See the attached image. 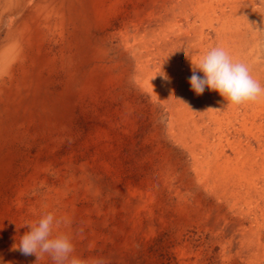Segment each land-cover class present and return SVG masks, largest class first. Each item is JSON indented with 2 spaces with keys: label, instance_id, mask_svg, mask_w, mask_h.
<instances>
[{
  "label": "rangeland",
  "instance_id": "rangeland-1",
  "mask_svg": "<svg viewBox=\"0 0 264 264\" xmlns=\"http://www.w3.org/2000/svg\"><path fill=\"white\" fill-rule=\"evenodd\" d=\"M85 1L83 43L31 93L0 153L5 256L54 264L12 250L26 224L52 213L53 238L69 236V260L82 264H264V96L227 105L189 83L221 47L264 87V0ZM239 154L242 175L230 163Z\"/></svg>",
  "mask_w": 264,
  "mask_h": 264
},
{
  "label": "bare ground",
  "instance_id": "bare-ground-1",
  "mask_svg": "<svg viewBox=\"0 0 264 264\" xmlns=\"http://www.w3.org/2000/svg\"><path fill=\"white\" fill-rule=\"evenodd\" d=\"M92 2V1H91ZM95 3V2H93ZM242 3V2H241ZM210 4V3H209ZM219 4V3H218ZM239 4V3H238ZM247 4V3H246ZM85 0H0V153L17 131V117L27 104L31 93L54 74L58 64L62 69L68 61V53L83 43L88 10ZM237 5V4H236ZM249 6V5H248ZM226 7V6H225ZM241 7V6H240ZM238 7V8H240ZM246 7V6H245ZM219 8V7H218ZM203 9V8H201ZM216 9V8H215ZM213 10V9H212ZM243 10V8H242ZM245 10V9H244ZM247 10V9H246ZM160 13V12H159ZM218 13V12H217ZM184 14V12H183ZM195 14V13H194ZM171 15V14H170ZM225 15V14H224ZM240 15V14H238ZM184 16V15H183ZM187 16V15H186ZM190 16V15H189ZM171 17V16H170ZM175 17V16H174ZM199 17V16H198ZM173 18V17H172ZM220 18V17H219ZM147 19V18H146ZM170 19V18H169ZM187 19V18H185ZM235 22V21H234ZM207 23V22H206ZM189 24V23H188ZM244 24V23H243ZM142 25V24H141ZM244 26V25H243ZM141 27V26H140ZM202 27V26H201ZM241 27V26H240ZM91 28V27H90ZM181 28V27H180ZM207 28V27H206ZM95 29V28H94ZM212 29V28H211ZM236 29V28H235ZM142 30V29H141ZM148 30V29H147ZM154 30V29H153ZM151 30V31H153ZM216 30V29H215ZM222 30V29H221ZM239 30V29H238ZM244 30V29H243ZM88 31V30H87ZM226 31V29H225ZM235 31V30H234ZM237 31V30H236ZM241 32V31H240ZM163 33V32H162ZM180 33V32H179ZM219 33V31L217 32ZM223 34V33H222ZM246 34V33H245ZM142 35V33H141ZM184 35V34H183ZM225 35V34H224ZM242 35V34H241ZM247 35V34H246ZM84 37V36H83ZM98 37V36H97ZM183 37V36H182ZM185 37V36H184ZM206 37V36H205ZM221 37V36H220ZM244 37V36H243ZM242 37V39H243ZM246 37V36H245ZM92 38V37H91ZM124 38V37H123ZM199 38V37H198ZM230 38V37H229ZM241 38V37H240ZM155 39V38H154ZM158 39V38H157ZM169 39V38H168ZM173 39V38H172ZM239 39V38H238ZM237 39V40H238ZM96 40V38L94 39ZM177 40V39H176ZM208 40V39H207ZM160 41V40H159ZM211 41V40H210ZM129 42V41H128ZM147 42V41H146ZM169 42V41H168ZM232 42V39H231ZM244 42V41H242ZM246 42V40H245ZM95 43V42H94ZM130 43V42H129ZM234 42H232L233 44ZM162 44V43H161ZM175 44V43H174ZM173 44V45H174ZM179 44V43H178ZM210 44V43H209ZM215 44V43H214ZM246 44V43H245ZM248 44V43H247ZM126 45V44H125ZM158 45V44H156ZM177 45V44H176ZM181 45V44H180ZM212 45V44H211ZM234 45V44H233ZM132 46V45H131ZM178 46V45H177ZM237 46V45H236ZM249 46V45H248ZM180 48V47H179ZM197 48V47H196ZM207 48V46L205 47ZM164 49V48H163ZM199 49V47H198ZM203 49V48H202ZM200 49V50H202ZM233 49V48H232ZM238 49V48H237ZM148 50V49H146ZM165 50V49H164ZM170 50V49H169ZM168 50V51H169ZM172 50V49H171ZM175 50V49H174ZM182 50V49H181ZM190 50V49H189ZM228 50V49H227ZM76 51V50H75ZM134 51V50H132ZM162 51V50H161ZM167 51V50H166ZM242 51V50H241ZM142 52V51H141ZM163 52V51H162ZM172 52V51H171ZM174 52V51H173ZM245 52V51H244ZM144 53V52H143ZM167 53V52H166ZM179 53V52H178ZM206 53V52H205ZM238 53V52H237ZM246 53V52H245ZM72 54V53H71ZM137 54V53H136ZM149 54V53H148ZM147 54V55H148ZM186 54V53H184ZM188 54V53H187ZM240 54V53H239ZM155 55V54H154ZM180 55V54H179ZM192 55V54H191ZM238 55V54H237ZM254 55V54H253ZM83 56V55H82ZM175 56V55H174ZM243 56V55H242ZM246 56V55H245ZM167 57V55H166ZM165 57V58H166ZM190 57V56H189ZM168 58V57H167ZM166 58V59H167ZM188 58V57H187ZM241 58V57H240ZM251 58V57H250ZM169 59V58H168ZM167 59V60H168ZM189 59V58H188ZM246 59V57H245ZM248 59V57H247ZM246 59V60H247ZM84 60V59H83ZM180 60V59H179ZM238 60V56L237 59ZM235 60V61H236ZM250 60V59H249ZM81 61V60H80ZM243 61V60H242ZM241 61V62H242ZM89 62V61H88ZM185 62V61H184ZM256 63V61H254ZM81 63V62H80ZM140 63V62H139ZM156 63V62H155ZM246 63V62H245ZM89 64V63H88ZM137 64V63H136ZM187 64V62H186ZM185 64V65H186ZM253 64V63H251ZM258 64V63H257ZM86 65V64H85ZM91 65V64H90ZM166 65V64H165ZM83 66V65H82ZM188 66V64H187ZM87 67V65H86ZM94 67H96L94 65ZM144 67V66H142ZM189 67V66H188ZM192 67V66H191ZM147 68V67H146ZM60 69V68H59ZM61 69V70H62ZM83 69V68H82ZM143 69V68H142ZM81 70V67H80ZM87 70V69H86ZM91 70V69H90ZM94 70V69H93ZM148 70V69H147ZM190 70V69H189ZM63 71V70H62ZM182 71V70H181ZM254 71V70H253ZM258 71V70H257ZM90 72V71H89ZM143 72V71H142ZM82 73V72H81ZM145 73V72H144ZM160 73V72H159ZM180 73V72H178ZM85 74V73H84ZM83 74V75H84ZM143 74V73H142ZM170 74V73H169ZM191 74V73H190ZM80 75V74H79ZM138 75V74H137ZM144 75V74H143ZM145 75H147L145 73ZM254 75V74H253ZM262 75V74H261ZM168 76V75H167ZM146 77V76H145ZM148 77V75H147ZM161 77V76H160ZM171 78V76H169ZM254 77V76H253ZM262 77V76H260ZM66 78V77H65ZM69 78V77H68ZM54 79V78H53ZM58 79V78H57ZM63 79V78H62ZM146 79V78H145ZM175 79V78H174ZM260 80V78H259ZM60 81V80H59ZM172 81V80H171ZM262 81V80H261ZM50 82V81H49ZM48 82V83H49ZM66 82V81H65ZM150 82V81H149ZM152 83V82H151ZM160 83V82H159ZM166 83V82H165ZM174 83V82H173ZM186 83V82H185ZM262 83V82H261ZM46 84V83H45ZM153 84V83H152ZM151 84V85H152ZM158 84V83H157ZM170 84V83H169ZM56 85V84H55ZM171 85V84H170ZM179 85V84H178ZM185 85V84H184ZM47 86V85H46ZM154 86V85H153ZM161 86V85H160ZM181 86V85H180ZM47 88V87H46ZM179 90V87H177ZM175 89V91L177 90ZM183 89V88H182ZM48 90V89H47ZM57 90V89H56ZM173 90V89H172ZM186 90V89H185ZM188 90V88H187ZM192 90V89H191ZM190 90V91H191ZM55 91V90H54ZM44 92V91H43ZM57 92V91H56ZM181 92V91H180ZM186 92V91H185ZM50 93V92H48ZM53 93V92H52ZM55 93V92H54ZM179 93V91L177 92ZM177 93L174 96H177ZM209 93V92H208ZM57 94V93H56ZM188 94V93H187ZM180 95V94H179ZM192 95V94H191ZM196 95V94H195ZM216 95V94H215ZM160 96V95H159ZM173 96V97H174ZM194 96V95H193ZM49 97V96H48ZM197 97V96H196ZM171 98V97H170ZM176 98V97H175ZM192 98V97H190ZM219 98V97H218ZM39 99V98H38ZM180 99V98H179ZM182 99V98H181ZM184 99V97H183ZM193 99V98H192ZM204 99V98H203ZM34 100V99H33ZM176 101V99H174ZM173 100V101H174ZM185 100V99H184ZM183 100V101H184ZM201 100V99H200ZM215 100V99H214ZM178 101V100H177ZM221 101V99H220ZM182 102V101H181ZM216 102V101H215ZM45 103V101H44ZM178 103V102H177ZM176 103V104H177ZM190 103V102H189ZM34 104H37L36 101ZM193 104V103H192ZM244 104V103H243ZM211 105V104H210ZM188 106V105H187ZM193 106V105H192ZM195 106V105H194ZM197 106V105H196ZM213 106V105H211ZM248 106V105H247ZM258 106V105H257ZM56 107V106H55ZM189 107V106H188ZM198 107V106H197ZM196 107V108H197ZM249 107V106H248ZM30 108V106H28ZM230 108V106H229ZM228 108V109H229ZM246 108V107H245ZM250 108V107H249ZM200 109V108H199ZM233 109V108H232ZM237 109V108H236ZM247 109V108H246ZM252 109V108H251ZM250 109V110H251ZM35 110V109H34ZM61 110V109H60ZM190 110V109H189ZM202 110V109H201ZM36 111V110H35ZM30 112V111H29ZM40 112V111H39ZM244 112V111H243ZM41 113V112H40ZM45 113V112H44ZM184 113V112H183ZM51 114V113H50ZM193 114V113H192ZM191 114V115H192ZM198 114V113H197ZM196 114V115H197ZM246 114V113H245ZM255 114V113H254ZM44 115V114H43ZM200 115V114H199ZM238 115V114H237ZM250 115V114H249ZM256 115V114H255ZM259 115V114H258ZM40 116V115H39ZM189 116V115H188ZM195 116V115H194ZM192 116V117H194ZM204 116V115H203ZM248 116V115H247ZM246 116V117H247ZM32 117V116H31ZM33 117H35L33 115ZM62 117V116H61ZM183 117V116H182ZM190 117V116H189ZM261 117V116H260ZM26 118V117H25ZM30 118V117H29ZM51 118V117H50ZM55 118V117H54ZM184 118V117H183ZM182 118V119H183ZM257 118V116L255 117ZM262 118V117H261ZM205 119V118H204ZM258 119V118H257ZM189 120V119H188ZM195 120V119H194ZM202 120V119H201ZM25 121V120H24ZM29 121V120H28ZM44 121V120H43ZM42 121V122H43ZM187 121V120H186ZM185 121V122H186ZM192 121V120H189ZM188 121V122H189ZM198 120H196L197 123ZM255 121V120H252ZM51 122V121H50ZM53 122V121H52ZM184 122V121H183ZM201 122V121H200ZM204 122V121H203ZM206 122V121H205ZM244 122V121H243ZM242 122V123H243ZM246 122V121H245ZM22 123V122H21ZM34 123V122H33ZM36 123V122H35ZM56 123V122H55ZM54 123V124H55ZM194 123V122H193ZM214 123V122H213ZM260 123V122H259ZM262 123V122H261ZM48 124V122H47ZM186 124V123H185ZM207 124V123H206ZM257 124V123H256ZM35 125V124H34ZM200 125V124H198ZM197 125V126H198ZM252 125V124H251ZM262 125V124H261ZM55 126V125H54ZM189 126V125H188ZM246 126V125H245ZM182 127V126H180ZM190 127V126H189ZM204 127V126H203ZM24 128H26L24 126ZM44 128V127H43ZM196 128V127H195ZM199 128V127H198ZM206 128V127H205ZM236 128V127H235ZM19 129V128H18ZM190 129V128H188ZM209 129V128H208ZM246 129V128H245ZM42 130V129H41ZM185 130V129H184ZM191 130V129H190ZM189 130V131H190ZM202 130V129H201ZM238 130V129H237ZM23 131V130H22ZM179 131V129H178ZM182 131V130H181ZM241 131V129H240ZM239 131V132H240ZM18 132V131H17ZM28 132V131H27ZM200 132V131H199ZM210 132V131H209ZM246 132V131H245ZM180 133V132H179ZM196 133V132H194ZM206 133V132H205ZM204 133V134H205ZM233 133V132H232ZM20 134V133H19ZM27 134V133H26ZM30 134V133H29ZM24 135V134H23ZM28 135V134H27ZM196 135V134H195ZM207 135V133H206ZM30 136V135H29ZM234 136V135H233ZM23 137V136H22ZM207 137V136H205ZM250 137V136H249ZM261 137V136H260ZM28 138V137H27ZM190 138V137H189ZM199 138V135H198ZM202 138V137H201ZM200 138V139H201ZM210 138V137H209ZM253 138V137H252ZM23 139V138H22ZM29 139V138H28ZM191 139V138H190ZM236 139V138H235ZM239 139V138H238ZM241 139V138H240ZM262 139V138H261ZM25 140V139H23ZM185 140V137H184ZM187 140V139H186ZM193 140V139H192ZM256 140V139H255ZM260 140V139H259ZM259 140H257L259 142ZM237 141V140H236ZM261 141V140H260ZM199 142V141H198ZM210 142V141H209ZM233 142V141H232ZM187 143V142H186ZM237 143V142H236ZM260 143V142H259ZM264 143V142H262ZM221 144V143H220ZM231 144V143H230ZM241 144V142H240ZM243 144V143H242ZM12 145V144H11ZM188 145V144H187ZM210 144H208L209 146ZM222 145V144H221ZM234 145V144H233ZM248 145V144H247ZM14 146V145H13ZM193 146V145H192ZM223 146V145H222ZM11 147V146H10ZM210 147V146H209ZM231 147V146H230ZM242 147V146H241ZM8 148V147H7ZM14 148V147H13ZM238 148V147H237ZM191 149V148H190ZM244 149V148H243ZM251 149V148H250ZM12 150V149H11ZM247 150V149H246ZM254 150V149H253ZM14 151V150H13ZM243 151V150H242ZM252 151V150H249ZM15 152V151H14ZM241 152V151H240ZM209 153V152H208ZM229 153V152H228ZM235 153V151H234ZM237 153V152H236ZM245 153V150H244ZM251 153V152H250ZM253 153V152H252ZM238 154V153H237ZM243 154V153H242ZM257 154V153H256ZM252 155V154H251ZM260 155V154H259ZM263 155V154H262ZM244 156V155H243ZM248 156V155H247ZM246 156V157H247ZM3 157V156H2ZM220 157V156H219ZM255 157V156H254ZM258 157V156H257ZM249 158V157H248ZM253 158V156L251 157ZM260 158V157H259ZM263 158V156H262ZM16 159V158H15ZM226 159L229 162V158ZM250 159V158H249ZM257 160V159H256ZM260 160V159H259ZM234 161V160H233ZM258 161V160H257ZM4 162V161H3ZM16 162V161H15ZM241 175L247 160L240 154L236 162H230ZM255 163V161H254ZM253 163V164H254ZM257 163V162H256ZM259 163V162H258ZM206 164V163H205ZM249 164V163H248ZM250 165V164H249ZM262 165V164H261ZM221 166V165H220ZM228 166V164H227ZM253 166V165H252ZM264 166V165H263ZM257 167V166H256ZM255 167V168H256ZM261 167V166H260ZM251 168V167H250ZM248 168V169H250ZM254 168V169H255ZM222 169V168H220ZM232 169V168H231ZM247 169V170H248ZM262 169V168H261ZM230 170V169H229ZM252 170V168H251ZM246 171V170H244ZM263 171V169L261 170ZM6 172V171H5ZM230 172V171H229ZM228 172V173H229ZM233 171V173H235ZM242 172V173H241ZM232 173V172H231ZM248 173V172H247ZM253 173V172H251ZM263 173V172H262ZM257 174V172H256ZM261 174V173H259ZM248 175V174H246ZM227 176V175H226ZM236 176V175H235ZM254 176V175H252ZM244 177V176H243ZM250 177V176H249ZM218 178V177H217ZM225 178V177H221ZM220 178V179H221ZM230 178V177H229ZM219 179V180H220ZM94 180V179H93ZM225 180V179H224ZM228 180V179H227ZM248 180V179H247ZM4 181V180H3ZM250 181V180H249ZM91 182V181H90ZM221 182V181H219ZM229 182V181H228ZM222 183V182H221ZM231 183V182H230ZM254 183V182H253ZM228 184V183H227ZM230 185V184H229ZM236 185V184H235ZM239 185V184H238ZM226 186V185H225ZM1 187V186H0ZM96 187V186H94ZM237 187V186H236ZM244 187V186H242ZM226 188V187H225ZM229 188V187H228ZM227 188V189H228ZM234 188V187H233ZM252 189V188H251ZM34 191V190H33ZM262 202V201H261ZM137 204V203H136ZM232 205V204H231ZM258 205V204H257ZM264 205V204H263ZM262 206V205H261ZM136 209V208H135ZM259 209V208H258ZM263 209V208H262ZM260 211V210H258ZM262 212V211H261ZM256 220V219H255ZM254 220V221H255ZM254 235V234H253ZM252 236V235H251ZM255 237L252 238V241ZM233 243V242H232ZM238 244V242H237ZM3 264H14L15 259L5 256ZM257 248V247H256ZM248 249V248H247ZM256 253V252H255ZM8 255V254H7ZM13 256V255H12ZM251 259V258H250Z\"/></svg>",
  "mask_w": 264,
  "mask_h": 264
},
{
  "label": "clouds",
  "instance_id": "clouds-1",
  "mask_svg": "<svg viewBox=\"0 0 264 264\" xmlns=\"http://www.w3.org/2000/svg\"><path fill=\"white\" fill-rule=\"evenodd\" d=\"M199 72L203 73L201 77ZM165 80L170 78L161 73ZM189 83L196 95H202L207 87L211 91H216L227 101V105H240L246 102H254L264 96V87L252 75L248 65L243 62L234 61L230 54L221 47L211 48L199 60L198 64L192 67V75ZM221 108L208 109L222 111ZM55 221L52 213L44 214L36 223L26 224L29 227L19 242L13 244L12 250H19L22 255H35L37 260L39 254L51 256L54 264H82V262L72 257L74 251L71 238L67 235H58L53 238L52 230ZM0 264L3 259L0 257Z\"/></svg>",
  "mask_w": 264,
  "mask_h": 264
}]
</instances>
